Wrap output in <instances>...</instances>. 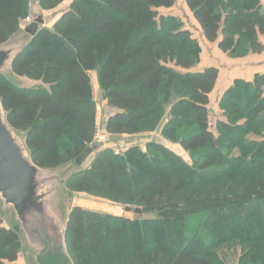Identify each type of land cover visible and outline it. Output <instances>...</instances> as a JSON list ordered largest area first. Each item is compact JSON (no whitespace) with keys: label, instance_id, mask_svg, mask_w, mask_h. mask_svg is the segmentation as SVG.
Instances as JSON below:
<instances>
[{"label":"trees","instance_id":"1","mask_svg":"<svg viewBox=\"0 0 264 264\" xmlns=\"http://www.w3.org/2000/svg\"><path fill=\"white\" fill-rule=\"evenodd\" d=\"M65 1L37 3L53 12ZM30 2L0 0V46L20 33ZM175 4L72 0L52 28L23 33L27 45L11 76L34 85L0 74L7 121L24 136L33 162L52 170L73 165L65 188L133 215L72 208L66 223L72 264H264V75L235 81L219 102L222 115L215 116L210 95L219 69L196 71L197 38L181 20L162 14ZM185 4L206 41L221 37L219 48L229 57L263 53L261 0ZM93 72L112 110L106 134L133 137L167 120L161 135L192 163L150 142L146 151L137 146L122 154L99 147L89 166L88 159L77 167L76 159L95 146ZM22 244L19 223L5 228L0 221V264H17ZM226 250L236 252L235 262ZM49 258L39 264H54Z\"/></svg>","mask_w":264,"mask_h":264},{"label":"water","instance_id":"2","mask_svg":"<svg viewBox=\"0 0 264 264\" xmlns=\"http://www.w3.org/2000/svg\"><path fill=\"white\" fill-rule=\"evenodd\" d=\"M44 24L40 17L26 28L28 34ZM27 37L0 46V74L9 77L12 65L24 51ZM99 148L86 149L75 161L81 167ZM65 174L38 167L27 149L25 138L8 123L0 101V202L4 211L12 209L24 234L27 248L35 261L52 256L68 258L66 223L60 212L57 191L64 185ZM136 214H142L137 209ZM68 214V213H67Z\"/></svg>","mask_w":264,"mask_h":264},{"label":"rangeland","instance_id":"3","mask_svg":"<svg viewBox=\"0 0 264 264\" xmlns=\"http://www.w3.org/2000/svg\"><path fill=\"white\" fill-rule=\"evenodd\" d=\"M72 0H66L63 4H61L55 11H43L37 0H31L29 6V15L20 21L19 30L20 33L12 40H20L24 38L23 33L25 32V23L28 18H31L32 23H34L38 18H42L44 24L41 27L52 28L55 22L61 17V13L67 10L71 4ZM162 14L164 15H172L184 23L186 29L190 31H194L191 26L193 23L192 17L188 8L185 5V0H176L175 6L170 10H163ZM196 35V34H195ZM197 36V35H196ZM11 41V42H12ZM200 44V43H199ZM201 63V60H200ZM198 64V66L200 65ZM197 66V67H198ZM91 80L93 86V97L97 104V134L95 137V145H98L101 149H112L117 154H122L125 151L129 150L132 147H140L143 151H146V147L150 142H157L164 145L167 149L171 150L174 154L181 157L188 164L192 163L190 156L181 148L179 144H175L166 140L161 135V130L166 124L167 120H162L158 127L150 132H144L137 136H111L106 134L104 131V124L106 119L111 114L112 110L108 105V102L105 98L104 93L99 89L97 75L95 72L91 73ZM8 78L17 85L24 86H33L34 83L29 82L24 79L16 78L14 75H10ZM169 113V110L167 114ZM166 114V115H167ZM221 112L218 116H221ZM170 117V115H168ZM168 117H166L167 119ZM252 138H256L253 136ZM257 140H262L258 139ZM96 153L89 158L88 163L84 166H89L91 159L94 158ZM73 165L64 166L62 168L56 169L58 172H62L65 174L63 178L64 185L60 187L57 191V196L60 199V212L64 216H68L67 213L71 211L72 208L79 206L89 211H95L105 214H111L113 216H133L131 213L126 212L125 208L119 204H116L112 201H109L102 197H95L86 193H75L65 188V181L71 177L74 173H76L77 168ZM0 221L3 223L5 228H11L14 223H18L15 221L14 212L12 209H8L4 211L2 209V204L0 202ZM22 250L18 255L17 264H39V262L35 261L34 255L29 251L26 246L22 244ZM229 256L231 262H235V251L229 252ZM54 264H72L69 260L62 258L61 256L49 258Z\"/></svg>","mask_w":264,"mask_h":264},{"label":"crops","instance_id":"4","mask_svg":"<svg viewBox=\"0 0 264 264\" xmlns=\"http://www.w3.org/2000/svg\"><path fill=\"white\" fill-rule=\"evenodd\" d=\"M261 2L264 12V0H261ZM190 15L192 17L191 13ZM192 20L193 26H191V28L194 31H189L195 36V38H197L202 48L201 63L196 68V71H201L207 67H216L219 69L217 85L210 95V108L215 116L220 117L218 116L220 114L218 108L219 102L235 81L243 80L246 82H253L257 75H264V51L261 54L249 55L244 58H231L219 48L221 37L216 43H208L203 37L201 29L193 17Z\"/></svg>","mask_w":264,"mask_h":264},{"label":"built area","instance_id":"5","mask_svg":"<svg viewBox=\"0 0 264 264\" xmlns=\"http://www.w3.org/2000/svg\"><path fill=\"white\" fill-rule=\"evenodd\" d=\"M31 24H32V20H31V18H28L26 23H25L24 29L26 30V28L29 27ZM213 126H214L213 121H212V119H210L209 127L213 128Z\"/></svg>","mask_w":264,"mask_h":264}]
</instances>
